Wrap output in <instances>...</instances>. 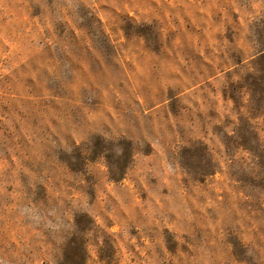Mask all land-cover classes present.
<instances>
[{"label":"rangeland","instance_id":"obj_1","mask_svg":"<svg viewBox=\"0 0 264 264\" xmlns=\"http://www.w3.org/2000/svg\"><path fill=\"white\" fill-rule=\"evenodd\" d=\"M264 0H0V264H264Z\"/></svg>","mask_w":264,"mask_h":264},{"label":"trees","instance_id":"obj_2","mask_svg":"<svg viewBox=\"0 0 264 264\" xmlns=\"http://www.w3.org/2000/svg\"><path fill=\"white\" fill-rule=\"evenodd\" d=\"M239 145L244 151L251 153L257 159L258 165L261 167V173L264 177V153L261 149V139L254 132V126L249 123L240 128ZM264 187V179L262 181ZM83 255L78 247L77 241L72 243V249L68 252L66 264H82Z\"/></svg>","mask_w":264,"mask_h":264}]
</instances>
